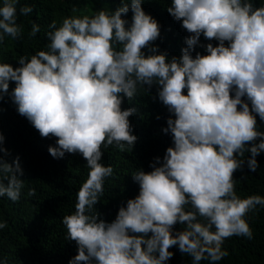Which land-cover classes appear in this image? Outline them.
Masks as SVG:
<instances>
[{"label": "clouds", "instance_id": "obj_1", "mask_svg": "<svg viewBox=\"0 0 264 264\" xmlns=\"http://www.w3.org/2000/svg\"><path fill=\"white\" fill-rule=\"evenodd\" d=\"M142 3L121 0L115 9L68 16L59 25L53 20L46 50L20 56L17 67L0 62V100L9 96L42 137L58 138L48 148L54 158L79 153L87 161L75 211L61 221L66 239L77 245L68 264H167L172 246L190 256L191 264H217L229 255L227 238H253L248 214L264 207L262 195L239 196L234 179L245 152L251 154V171L264 152V131L257 124V116L264 121V3L171 0L168 13L190 35L181 55L170 59L153 44L161 26ZM33 10L20 0H0V45L22 36L18 17ZM40 31L33 22L29 38ZM201 35L218 43L200 44ZM197 45L206 54L193 56ZM153 85L173 114L162 129L173 145L162 160L154 158L151 171L132 173L138 195L107 222L95 209L113 175V166L101 162L102 149L132 150L137 136L129 117L137 109L121 105ZM4 140L0 133V144ZM0 152L9 154L2 147ZM22 176L18 156L11 163L0 157V197L19 201ZM177 223L182 231H175ZM5 227L7 221L0 220V229ZM0 264H9L6 256Z\"/></svg>", "mask_w": 264, "mask_h": 264}, {"label": "trees", "instance_id": "obj_2", "mask_svg": "<svg viewBox=\"0 0 264 264\" xmlns=\"http://www.w3.org/2000/svg\"><path fill=\"white\" fill-rule=\"evenodd\" d=\"M258 7L264 0H254ZM121 0H20V6H33V12L19 16L17 23L22 26V36L13 39L7 37L0 45V62H8L13 67L19 66L20 56L35 54L46 50L49 43L46 33L49 24H57L68 16L92 15L103 7L115 9ZM171 0H143L142 7L157 19L161 26L160 37L153 42L159 52H167L169 59L179 57L181 49L186 47L185 38L190 35L182 28L181 22L175 20L167 11ZM132 12L126 18L131 21ZM41 25V31L29 38L32 23ZM218 43L209 41L203 35L200 44ZM146 55L150 54L144 49ZM206 54L205 48L197 45L193 51ZM15 87L10 82L9 91ZM186 92V90H185ZM122 109L135 107L137 111L129 117L133 134L137 136L132 150L121 152L114 146L103 148L102 163L113 166V175L105 180L104 194L95 205L100 219L111 222L115 219L121 206H126L130 198L139 193V185L133 180L132 173L137 168L145 172L152 170L150 163L155 157H161L167 147L173 145L171 134L164 133L167 119L173 115L159 100L157 86L148 92L140 90L132 101L125 99ZM174 118V117H173ZM257 124L264 131V121L257 116ZM0 133L5 140L0 147L8 150V155L0 152L11 163L19 157L23 169L24 189L19 201L13 202L6 196L0 197V220L7 221V227L0 229V258L7 257L9 264H68L70 258L77 254L75 241L66 239V228L62 217L75 211L77 192L86 180L89 169L86 159L79 153H66L63 158H54L48 151L55 146L57 137H42L39 131L20 115L16 105L7 95L0 100ZM258 142V141H257ZM251 143V142H250ZM250 153L245 152V164L234 172L236 191L241 197L259 194L264 196V152L256 159L259 167L251 171L247 166ZM29 189H35V195L28 196ZM248 222L253 230V238L232 236L225 240L224 248L229 255L217 264H264V207L248 214ZM183 225L177 223L175 231H182ZM170 251L174 255L167 264H191V257L183 254L177 246ZM83 264V262H82ZM201 264H210L202 260Z\"/></svg>", "mask_w": 264, "mask_h": 264}]
</instances>
